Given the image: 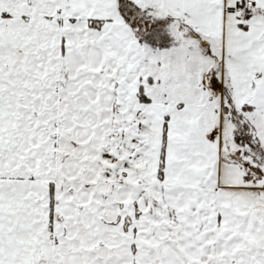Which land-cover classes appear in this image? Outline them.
Wrapping results in <instances>:
<instances>
[{
	"label": "snow or ice",
	"instance_id": "1",
	"mask_svg": "<svg viewBox=\"0 0 264 264\" xmlns=\"http://www.w3.org/2000/svg\"><path fill=\"white\" fill-rule=\"evenodd\" d=\"M0 264H264V0H0Z\"/></svg>",
	"mask_w": 264,
	"mask_h": 264
}]
</instances>
